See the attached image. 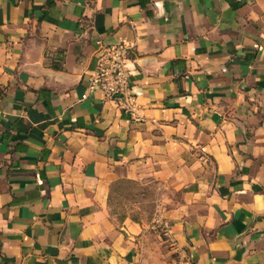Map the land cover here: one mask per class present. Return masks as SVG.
Masks as SVG:
<instances>
[{
    "label": "crops",
    "instance_id": "crops-1",
    "mask_svg": "<svg viewBox=\"0 0 264 264\" xmlns=\"http://www.w3.org/2000/svg\"><path fill=\"white\" fill-rule=\"evenodd\" d=\"M115 44L119 99L91 87ZM123 181L181 198L117 219ZM171 241L264 264V0H0V264H174Z\"/></svg>",
    "mask_w": 264,
    "mask_h": 264
},
{
    "label": "built area",
    "instance_id": "built-area-1",
    "mask_svg": "<svg viewBox=\"0 0 264 264\" xmlns=\"http://www.w3.org/2000/svg\"><path fill=\"white\" fill-rule=\"evenodd\" d=\"M131 50L127 44L101 45L96 52L97 62L91 87L99 86L112 99L115 95H129L131 71L127 63ZM171 242L177 249L174 264H198L183 248Z\"/></svg>",
    "mask_w": 264,
    "mask_h": 264
},
{
    "label": "rangeland",
    "instance_id": "rangeland-1",
    "mask_svg": "<svg viewBox=\"0 0 264 264\" xmlns=\"http://www.w3.org/2000/svg\"><path fill=\"white\" fill-rule=\"evenodd\" d=\"M171 187L167 183H137L132 181H123L120 184L119 193L112 197L111 214L117 219L131 216L134 218L153 219L160 213L157 212V206L162 200L168 203L170 199L174 201L181 198L179 192L172 194ZM163 192L165 196L159 194Z\"/></svg>",
    "mask_w": 264,
    "mask_h": 264
},
{
    "label": "water",
    "instance_id": "water-1",
    "mask_svg": "<svg viewBox=\"0 0 264 264\" xmlns=\"http://www.w3.org/2000/svg\"><path fill=\"white\" fill-rule=\"evenodd\" d=\"M122 97H124V95H115L113 98L114 99H119V98H122Z\"/></svg>",
    "mask_w": 264,
    "mask_h": 264
}]
</instances>
